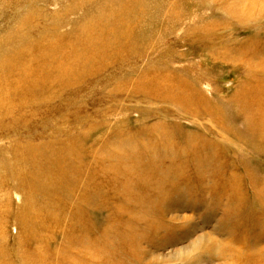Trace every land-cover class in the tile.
<instances>
[{"label": "rangeland", "instance_id": "1", "mask_svg": "<svg viewBox=\"0 0 264 264\" xmlns=\"http://www.w3.org/2000/svg\"><path fill=\"white\" fill-rule=\"evenodd\" d=\"M0 264H264V0H0Z\"/></svg>", "mask_w": 264, "mask_h": 264}, {"label": "bare ground", "instance_id": "2", "mask_svg": "<svg viewBox=\"0 0 264 264\" xmlns=\"http://www.w3.org/2000/svg\"><path fill=\"white\" fill-rule=\"evenodd\" d=\"M117 15H118L117 19L109 24L110 27H109V30H108V34H109L110 39L113 38V37H116L115 35L117 34V32L114 31V26L117 25L118 23H120V13L118 12ZM100 35L105 36L106 34L105 33H100ZM102 45H103V43H102ZM104 45H106V43ZM90 46H91V50L92 51H95V50H97L99 48V45L96 44L94 42V40H92L90 42ZM5 63H7V62H5V60H3V64H5ZM57 68L60 69L61 66H60V68L59 67H57ZM33 77L34 76H32V78ZM27 82L29 83L28 86L25 85V83H27ZM19 84H20L21 87H23V90L25 91V90H29V89L35 88L36 82L30 83L29 81H26L24 78H22L19 81Z\"/></svg>", "mask_w": 264, "mask_h": 264}]
</instances>
